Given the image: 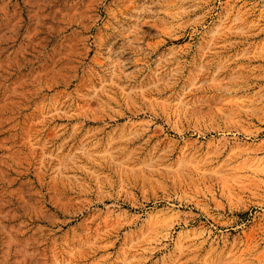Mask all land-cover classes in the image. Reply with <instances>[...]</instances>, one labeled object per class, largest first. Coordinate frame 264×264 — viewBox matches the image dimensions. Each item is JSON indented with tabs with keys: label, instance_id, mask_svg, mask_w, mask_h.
I'll return each instance as SVG.
<instances>
[{
	"label": "rangeland",
	"instance_id": "1",
	"mask_svg": "<svg viewBox=\"0 0 264 264\" xmlns=\"http://www.w3.org/2000/svg\"><path fill=\"white\" fill-rule=\"evenodd\" d=\"M0 264H264V0H0Z\"/></svg>",
	"mask_w": 264,
	"mask_h": 264
}]
</instances>
